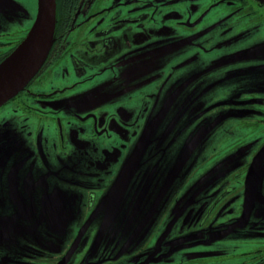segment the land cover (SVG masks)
I'll return each mask as SVG.
<instances>
[{
    "label": "rangeland",
    "instance_id": "374dc122",
    "mask_svg": "<svg viewBox=\"0 0 264 264\" xmlns=\"http://www.w3.org/2000/svg\"><path fill=\"white\" fill-rule=\"evenodd\" d=\"M120 2L128 15L129 8H135L137 3L140 4L135 11L145 13L149 6L175 8L180 3ZM201 3V11L205 6L212 7L210 0ZM194 6L193 1L189 2L188 10H181L182 14L199 15L201 11ZM26 8L29 17H20L12 39H23L37 18V0ZM146 14L152 20L158 17ZM203 14L207 25H215L223 17L221 13L208 16L205 10ZM169 30H151L152 37L163 42L158 60L183 56L180 49L169 50ZM199 41L210 55L193 52L189 60L180 58L157 114L159 128H163L157 143L151 141L148 145L138 134L126 158L116 156L109 164L99 156L97 141H90L87 149L80 150L71 160H62L51 171L50 201L42 200L46 191L37 186L47 180L38 183L33 168L27 167L32 160L27 153L33 152L34 147L31 137L29 142L20 129L0 124V142L8 143L15 152L13 158H0L6 182L15 177L29 181L32 175V182L38 183L28 190L35 201L0 202V264H32L19 255L30 245L50 250L64 241L71 247L69 253L75 249L81 252L93 236L89 231L96 233L88 252L105 253L110 264H155L150 261L157 254L156 245L141 256L136 253L152 244L151 238L161 231H165L168 244L162 245L158 240V245L167 247L159 264H240L238 261L246 258L243 253L260 248L264 252V22L231 20ZM171 86L174 90L168 92ZM82 94L75 95V100L81 99ZM244 99L249 101L236 105ZM195 102L201 106L197 111L192 106ZM5 122L12 123L9 119ZM138 144L141 160L137 168L126 171ZM70 167H75L80 175L74 188L64 180L76 181L74 176L53 175ZM104 168L112 170V185L88 217L80 206L82 192L74 189L83 187L92 174H99ZM124 171L130 183L128 190L122 201L109 200L111 193L120 188L118 181ZM105 181L108 183L109 179ZM120 201L111 215L113 206H108L107 211L99 206H117ZM92 216V224L85 229ZM124 257L127 259L120 263L118 260Z\"/></svg>",
    "mask_w": 264,
    "mask_h": 264
},
{
    "label": "flooded vegetation",
    "instance_id": "af4514ba",
    "mask_svg": "<svg viewBox=\"0 0 264 264\" xmlns=\"http://www.w3.org/2000/svg\"><path fill=\"white\" fill-rule=\"evenodd\" d=\"M114 1L56 0L54 38L44 64L24 91L0 108V124L3 127H12L16 131L20 129L27 139L31 137L34 147L33 152L27 153L28 158H32L27 167L33 168L38 183L47 181L37 185L29 175V181L26 177L22 180L15 177L6 182L1 160L0 202L35 201L28 191L35 185L46 191L42 200L50 201L51 171L62 160H71L80 150L87 149L90 141H97L99 156H103L109 164L116 156L126 158L137 135L142 137L146 132L150 135L154 125L157 128L153 139L157 143L163 132V128H159L160 114H157L164 105L163 95L180 58L189 60L196 52L209 56L210 50L199 40L212 35L223 23L231 20L237 23L264 22V0H210L212 7L205 6V14L223 15L215 25L204 22L201 0H177L180 3L175 8L174 5L166 8L149 6L146 13L158 16L153 20L144 11H135L140 3L135 8L130 7L128 15L123 11L125 5L120 0ZM191 1L195 3L194 9L201 12L199 15L190 12L185 16L181 10L187 11ZM26 6H34V0H0V64L17 49L32 28L24 32L23 39H12L20 17L24 20L29 17ZM25 8L26 12L23 11ZM153 28L163 33L170 29L169 50L180 49L183 56L158 60L163 42L152 37ZM99 86V89H94ZM170 89H173L172 86L167 91ZM79 94H82L81 99L75 100V95ZM68 99L73 100L64 102ZM248 101L244 99L236 105ZM196 104L198 102L192 106L197 111L201 106ZM7 119L12 123L6 124ZM11 150L8 143L0 142V158H13L15 152ZM53 175L56 178L60 175L74 176L76 181L64 179L72 188L77 187L74 184L80 177L75 167L65 168L62 173L54 172ZM111 175L112 170L104 168L99 174H92L83 187L74 189L82 192L80 206L88 217L111 187ZM105 179L109 182L106 183ZM89 232L93 236L81 252L75 249L69 253L71 247L62 241L57 248L46 250L30 245L18 254L32 264H110L105 253L88 252L96 233ZM163 232L154 235L151 238L153 243L146 244L136 254L141 256L150 246L156 245L157 254L150 262L159 264L167 247L158 245V240L162 245L168 244ZM176 247L178 245L173 246L172 251ZM261 250L243 253L246 258L238 262L264 264V252Z\"/></svg>",
    "mask_w": 264,
    "mask_h": 264
},
{
    "label": "water",
    "instance_id": "95a60500",
    "mask_svg": "<svg viewBox=\"0 0 264 264\" xmlns=\"http://www.w3.org/2000/svg\"><path fill=\"white\" fill-rule=\"evenodd\" d=\"M55 24L56 0H38V14L30 32L17 49L0 64V108L23 92L41 69L53 43ZM155 128H157L156 125L152 127L150 135L148 132L144 133L141 141L150 145L151 141H154L153 132ZM139 145L133 151L132 162L126 166V171L137 168V162L141 160L139 155L141 151H138ZM118 184L120 188H116L111 193L109 200L119 198L122 201L130 185L129 181H126L125 171L122 172ZM121 201L117 206L112 203H105L100 208H105L107 211L108 206H113L110 210L112 211L111 215L116 211ZM94 218L95 216H92L85 229L90 227Z\"/></svg>",
    "mask_w": 264,
    "mask_h": 264
}]
</instances>
